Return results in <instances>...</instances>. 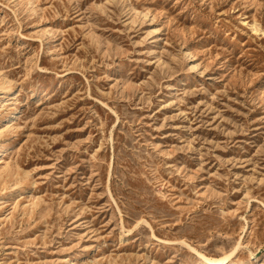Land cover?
<instances>
[{"label": "rangeland", "instance_id": "374dc122", "mask_svg": "<svg viewBox=\"0 0 264 264\" xmlns=\"http://www.w3.org/2000/svg\"><path fill=\"white\" fill-rule=\"evenodd\" d=\"M2 152L0 264H264V0H0Z\"/></svg>", "mask_w": 264, "mask_h": 264}, {"label": "bare ground", "instance_id": "6f19581e", "mask_svg": "<svg viewBox=\"0 0 264 264\" xmlns=\"http://www.w3.org/2000/svg\"><path fill=\"white\" fill-rule=\"evenodd\" d=\"M13 121H16V119H13ZM7 167H8V163L6 161V158H4V153L2 152L0 154V171L7 169ZM238 247H239V245L236 247V249ZM200 255H201V258L203 259V262L205 264H223L230 256V255H227V256L222 257V258H219V257L218 258H216V257L215 258H211V257H208V256L202 254V253H200Z\"/></svg>", "mask_w": 264, "mask_h": 264}]
</instances>
